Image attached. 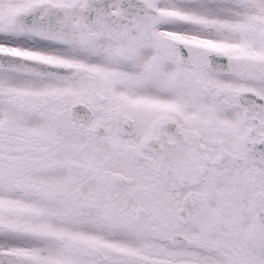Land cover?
Segmentation results:
<instances>
[{
    "label": "snow or ice",
    "instance_id": "snow-or-ice-1",
    "mask_svg": "<svg viewBox=\"0 0 264 264\" xmlns=\"http://www.w3.org/2000/svg\"><path fill=\"white\" fill-rule=\"evenodd\" d=\"M0 264H264V0H0Z\"/></svg>",
    "mask_w": 264,
    "mask_h": 264
}]
</instances>
